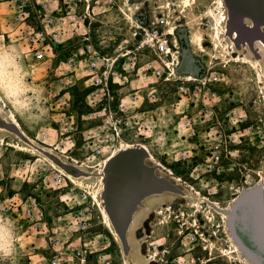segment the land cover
Here are the masks:
<instances>
[{
    "label": "rangeland",
    "instance_id": "1",
    "mask_svg": "<svg viewBox=\"0 0 264 264\" xmlns=\"http://www.w3.org/2000/svg\"><path fill=\"white\" fill-rule=\"evenodd\" d=\"M218 1L0 0V264H49L54 257L79 264L81 255L89 264H244L232 253L228 221L233 199L244 190L264 192V83L251 63L264 69V0ZM209 9L226 19L224 42L234 46L239 61L214 50ZM157 25L176 46L168 81L147 71L156 56L141 47L139 26ZM33 32L46 47L42 61L32 55ZM83 33L100 54L119 59L111 83H159L160 102L146 108L156 110L167 132L163 142L136 141L147 147L118 146L116 157L91 169L75 167L55 151L63 108L69 107L79 131L100 123L93 114L101 108L86 101V60L68 63ZM196 33L207 52L193 44ZM61 79L68 83V106L58 102ZM212 92L217 100L209 99ZM181 98L194 125L189 137L177 130ZM15 118L21 130L11 129ZM74 140L80 149L83 136ZM14 142L32 151L12 147ZM185 152L188 158L181 160ZM213 155L218 165L207 172ZM255 204L252 199L241 211L248 226L255 224Z\"/></svg>",
    "mask_w": 264,
    "mask_h": 264
},
{
    "label": "built area",
    "instance_id": "2",
    "mask_svg": "<svg viewBox=\"0 0 264 264\" xmlns=\"http://www.w3.org/2000/svg\"><path fill=\"white\" fill-rule=\"evenodd\" d=\"M21 7L22 11H24L25 5ZM140 27L141 29L139 30H143L144 32L141 47L149 48L156 56V60L149 62L147 71L152 69L154 77L157 79L170 80L173 76L171 69L173 57L169 55V51L171 49L174 50L176 47L169 38L171 35H167L164 30L162 31L159 25L151 28ZM81 34L77 36L83 38V43L78 47L77 52L68 59V63L72 65L77 60H86L88 70L86 78L91 82L87 85L89 93L86 101L91 108H101V110L93 114L100 116V123L89 130L79 131L75 128L74 118L67 114L69 107L63 108L58 121L55 122V125H57L55 131L59 139L55 151H59V154L73 166L91 169L99 167L103 162L102 160L105 157L109 158L118 146H120V149L129 145L134 147L140 145L146 146L136 141H147L154 137H156L154 138L156 142L158 140L163 142L167 136V132L161 128L156 110H148L146 108L147 105L155 106L160 102L159 83H142L138 87H132L133 83H111V74L114 73L115 64L119 59L116 58L114 61H111V58L108 56L100 54L91 43L89 34ZM61 36L60 33H57L53 39L58 42ZM28 41L34 46L32 50L33 57L38 61L44 60L46 58V47L44 41H40L38 33H30ZM156 64H158V67H156ZM56 71L57 73L60 72V68L57 67ZM121 76L125 77L123 74H120ZM126 84L129 85L128 90L123 88ZM60 85L62 86V96L58 102L62 100V104L68 106L70 100L68 83L65 82V79H61ZM183 88L182 86L181 91H184ZM217 98L216 93L212 92L209 94V99L217 100ZM182 103L183 99L181 98L175 105L176 115L179 118L177 130L183 136L189 137L187 135L189 131L192 132L191 136L195 135L193 130L194 125L188 114L189 106L185 105L183 107ZM203 107H205L204 110L206 111L204 117L209 116V109L205 105ZM178 109L182 110L177 111ZM77 133L83 136V143L80 149H77V143L74 140ZM75 151L84 152L85 154L78 159L73 155ZM111 151L113 152L110 153ZM107 154L109 155L107 156ZM187 154V152L183 153L181 160H186L188 158ZM218 161V157L213 155L212 161H208L205 164L206 171L214 172ZM199 167V165L195 166L193 175ZM78 259L79 264H89L87 257L84 255H81ZM63 262L59 257H54L50 259L49 264H63ZM101 264L111 263L106 261Z\"/></svg>",
    "mask_w": 264,
    "mask_h": 264
},
{
    "label": "water",
    "instance_id": "3",
    "mask_svg": "<svg viewBox=\"0 0 264 264\" xmlns=\"http://www.w3.org/2000/svg\"><path fill=\"white\" fill-rule=\"evenodd\" d=\"M11 129L18 131L15 126ZM252 199L256 200V212L252 216L255 224L248 226L241 217V211L243 212L247 203ZM228 226L230 235L241 248L243 255L252 264H264V192L261 187L244 190L229 212Z\"/></svg>",
    "mask_w": 264,
    "mask_h": 264
},
{
    "label": "bare ground",
    "instance_id": "4",
    "mask_svg": "<svg viewBox=\"0 0 264 264\" xmlns=\"http://www.w3.org/2000/svg\"><path fill=\"white\" fill-rule=\"evenodd\" d=\"M186 2L187 0H183V2ZM189 3V2H188ZM187 4V3H186ZM193 4V3H192ZM218 4H223V0H219L218 1ZM169 5V4H168ZM189 5V4H188ZM206 15L208 16V17H211L212 19H214V23H213V27H212V39H213V44H214V50L216 51V49H221L222 50V52H225V53H228L229 54V56H230V54L232 55V58L233 59H237L238 61L241 59L240 57H237L236 58V56H234V46H231L230 45V43H227V42H224V36L227 34V32H226V26H225V21H226V19L224 20V21H220L219 19H217L216 17H215V13L212 11V9H209L207 12H206ZM221 19L223 20V17H221ZM230 21V20H229ZM139 28H140V26H139ZM173 29H175V28H171V33H172V30ZM230 31V30H229ZM233 33V32H232ZM228 34H229V32H228ZM235 34V36H236V33H234ZM231 35V34H230ZM235 36H233V37H235ZM202 36L199 34V33H196L195 35H194V42H193V44L194 45H196L201 51H203V52H207V50L205 49V47H204V45H203V40H202ZM232 38V37H231ZM239 38V37H238ZM234 39V38H233ZM259 44L260 45H262L263 46V43L261 42V41H259ZM244 45V44H243ZM240 47V46H239ZM253 48V47H252ZM176 49V48H175ZM170 52V54L169 55H172V57H173V59H176V55H177V53H176V51L175 50H170L169 51ZM214 54H215V52H213ZM255 53V52H254ZM217 55V54H216ZM216 55H214L215 57H216ZM222 57H223V55H222ZM258 58V57H257ZM225 59H227V58H225ZM171 61V60H170ZM243 61V60H242ZM245 62H248V60H245ZM252 63V65L254 66V68H255V71H256V74H257V78H258V80H259V82L262 84V83H264V69H262L258 64H256V63H253V62H251ZM173 64V63H172ZM2 98L0 97V101H3V99L1 100ZM13 124H14V126L15 127H17V129H22L21 128V126H20V124H19V122L16 120V118L13 120ZM12 147H14V148H17V149H19V150H22V151H25V152H31L32 151V148H30V147H28V146H26V145H23V144H21V143H18V142H14V143H12V145H11ZM123 151H124V149H122ZM121 150V151H122ZM118 152H119V150H116L114 153H112V155L106 160V162H110V160L115 156V155H117L118 154ZM116 157V156H115ZM62 174H64L65 175V173H62ZM73 181V180H72ZM76 182V181H75ZM85 184V183H84ZM242 195H240L239 197H237V198H235V199H233V205L239 200V198L241 197ZM98 201V200H97ZM231 207V206H230ZM233 207V206H232ZM109 211V210H108ZM107 211V212H108ZM107 214H109V212L107 213ZM106 214V215H107ZM110 215V214H109ZM109 215H107V218L109 219H111V216H109ZM134 217V216H133ZM109 220H107V223H109L108 222ZM112 222V221H111ZM134 223H135V220H134V218L132 219V221H131V225L130 226H133L134 225ZM109 228H110V230L113 232V234L116 236L117 235V233L114 231V229H113V227H112V225H111V223H110V226H109ZM116 229V228H115ZM116 239H117V236H116ZM229 239H230V243H231V245H232V250H233V252H232V250H231V252L232 253H235L242 261H243V263L244 264H252L251 262H250V260L245 256V255H243V253L241 252L242 250H241V248L239 247V245L238 244H236L235 243V241H234V239L232 238V236L229 234ZM118 240V239H117Z\"/></svg>",
    "mask_w": 264,
    "mask_h": 264
},
{
    "label": "crops",
    "instance_id": "5",
    "mask_svg": "<svg viewBox=\"0 0 264 264\" xmlns=\"http://www.w3.org/2000/svg\"><path fill=\"white\" fill-rule=\"evenodd\" d=\"M147 199V196L139 198L138 202L135 204L132 214H136V212L140 209V207L144 204V201Z\"/></svg>",
    "mask_w": 264,
    "mask_h": 264
},
{
    "label": "flooded vegetation",
    "instance_id": "6",
    "mask_svg": "<svg viewBox=\"0 0 264 264\" xmlns=\"http://www.w3.org/2000/svg\"><path fill=\"white\" fill-rule=\"evenodd\" d=\"M121 173V172H120ZM125 173V172H124ZM134 173V172H133ZM133 215V214H132ZM135 215V214H134ZM131 225V220H130V222H129V224H128V226H130Z\"/></svg>",
    "mask_w": 264,
    "mask_h": 264
}]
</instances>
